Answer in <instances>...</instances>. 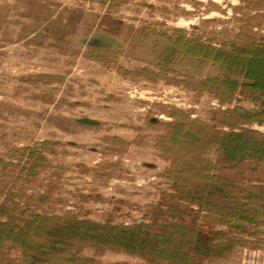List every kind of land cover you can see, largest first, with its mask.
Instances as JSON below:
<instances>
[{
    "label": "rangeland",
    "instance_id": "obj_1",
    "mask_svg": "<svg viewBox=\"0 0 264 264\" xmlns=\"http://www.w3.org/2000/svg\"><path fill=\"white\" fill-rule=\"evenodd\" d=\"M244 28L264 38V0H0V158L23 163L21 149L51 143L31 183L17 170L0 169V189L36 196L28 204L40 213L100 223H137L164 209L161 193L175 192L165 176L171 159L157 141L167 135L171 108L221 132L227 122L262 133L264 125L230 118L236 107L259 109L248 94L222 102L201 88L219 74L209 61L190 59L168 70L157 65L163 37L228 48ZM84 118L95 124H83ZM204 156L224 180L246 188L264 184V164L235 169L215 146ZM199 228L205 238L218 229L237 231L204 213ZM255 230V236L241 235L247 245L237 251L264 250V225ZM74 251L98 264H162L92 243L79 242Z\"/></svg>",
    "mask_w": 264,
    "mask_h": 264
},
{
    "label": "trees",
    "instance_id": "obj_2",
    "mask_svg": "<svg viewBox=\"0 0 264 264\" xmlns=\"http://www.w3.org/2000/svg\"><path fill=\"white\" fill-rule=\"evenodd\" d=\"M233 38L224 48L211 42L164 35L162 52L154 61L165 70L190 59L209 61L218 67L219 74L203 80L201 88L213 91L222 102H231L237 92L248 94L260 104L259 109L236 107L230 111V118L238 116L246 124L264 125V38H255L245 28ZM39 77L63 81V77ZM171 109L173 120L163 124L167 135L157 141V147L171 159L165 176L172 180L175 192L161 193L164 209L156 207L155 213L137 223H100L72 213L57 215L32 210L28 202L36 196L4 186L0 189V264H98L94 258L74 251L79 242L162 264L228 260L239 244L247 245L241 235L255 236V228L264 225V184L246 188L224 180L214 173V163L204 155L215 146L222 162L235 169L264 164V133L236 128L230 122L226 124L228 130L216 131L191 119L180 108ZM50 148L51 143L44 140L27 146L20 151L25 156L23 163L0 158V169L17 170L18 177L31 183L47 163L44 149ZM37 197L45 200L44 196ZM169 197L174 199L168 203ZM202 213L219 224L236 226V233L218 229L211 238L202 237ZM14 251L19 255L12 256Z\"/></svg>",
    "mask_w": 264,
    "mask_h": 264
},
{
    "label": "crops",
    "instance_id": "obj_3",
    "mask_svg": "<svg viewBox=\"0 0 264 264\" xmlns=\"http://www.w3.org/2000/svg\"><path fill=\"white\" fill-rule=\"evenodd\" d=\"M229 260H224L222 264H264V250L247 249L235 251L234 255Z\"/></svg>",
    "mask_w": 264,
    "mask_h": 264
},
{
    "label": "water",
    "instance_id": "obj_4",
    "mask_svg": "<svg viewBox=\"0 0 264 264\" xmlns=\"http://www.w3.org/2000/svg\"><path fill=\"white\" fill-rule=\"evenodd\" d=\"M87 43L89 44H93V45H97V46H101L103 43L101 41H94V40H87ZM83 124L86 123V124H95V121L94 120H91V119H87V118H84V119H81L80 120Z\"/></svg>",
    "mask_w": 264,
    "mask_h": 264
}]
</instances>
